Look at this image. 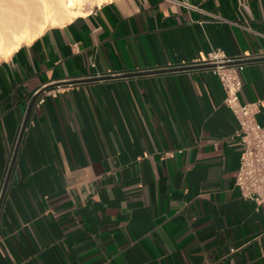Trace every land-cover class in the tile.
<instances>
[{
	"label": "crops",
	"instance_id": "1",
	"mask_svg": "<svg viewBox=\"0 0 264 264\" xmlns=\"http://www.w3.org/2000/svg\"><path fill=\"white\" fill-rule=\"evenodd\" d=\"M211 50L248 57L239 99L264 100V0H107L0 62V195L41 92L0 211V264H264L221 81L172 69Z\"/></svg>",
	"mask_w": 264,
	"mask_h": 264
},
{
	"label": "built area",
	"instance_id": "2",
	"mask_svg": "<svg viewBox=\"0 0 264 264\" xmlns=\"http://www.w3.org/2000/svg\"><path fill=\"white\" fill-rule=\"evenodd\" d=\"M247 58H229L219 50H211L202 59L184 63L180 67L211 65L209 67L219 77L225 91L224 103L234 113L239 124L234 133L241 141L236 185L242 197L254 202L256 209L264 213V124L257 118L264 100L243 103L239 99L243 80L236 64Z\"/></svg>",
	"mask_w": 264,
	"mask_h": 264
},
{
	"label": "bare ground",
	"instance_id": "3",
	"mask_svg": "<svg viewBox=\"0 0 264 264\" xmlns=\"http://www.w3.org/2000/svg\"><path fill=\"white\" fill-rule=\"evenodd\" d=\"M107 0H0V62L52 25L65 24Z\"/></svg>",
	"mask_w": 264,
	"mask_h": 264
},
{
	"label": "water",
	"instance_id": "4",
	"mask_svg": "<svg viewBox=\"0 0 264 264\" xmlns=\"http://www.w3.org/2000/svg\"><path fill=\"white\" fill-rule=\"evenodd\" d=\"M207 66H211V65H207ZM198 67H202V66H185V67L172 68V69L173 70L174 69L182 70V69H192V68H198ZM161 71H164V70H155V71H152V72H161ZM142 73H147V72H142ZM135 74H140V73H132V74H124V75L127 76V75H135ZM108 77H111V76H108ZM94 79L95 78H93L91 80H94ZM88 80H90V79H88ZM40 94H41V92H39L38 94H36L34 96V98L32 100V103H31V106L29 108L28 114L26 116V119L24 120L23 126L21 128V132H20L17 144H16V148H15V151H14V154H13V158H12V161H11L8 173H7V177H6V180H5L1 195H0V211H1V208H2V204H3L4 198H5L6 192H7V188H8L12 173H13V169H14L17 157H18V153H19V150H20V147H21V144H22V140H23V137H24V134H25V131H26V127H27L28 122L30 120L32 109L34 107V104H35L36 100L40 96Z\"/></svg>",
	"mask_w": 264,
	"mask_h": 264
},
{
	"label": "rangeland",
	"instance_id": "5",
	"mask_svg": "<svg viewBox=\"0 0 264 264\" xmlns=\"http://www.w3.org/2000/svg\"><path fill=\"white\" fill-rule=\"evenodd\" d=\"M95 6H97V4L92 5V7H90V10H92Z\"/></svg>",
	"mask_w": 264,
	"mask_h": 264
}]
</instances>
